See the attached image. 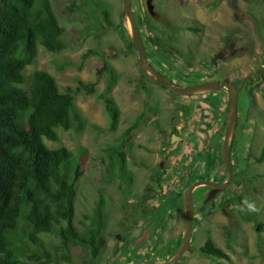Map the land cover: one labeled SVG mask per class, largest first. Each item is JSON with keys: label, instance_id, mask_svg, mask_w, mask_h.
Segmentation results:
<instances>
[{"label": "rangeland", "instance_id": "374dc122", "mask_svg": "<svg viewBox=\"0 0 264 264\" xmlns=\"http://www.w3.org/2000/svg\"><path fill=\"white\" fill-rule=\"evenodd\" d=\"M96 2L110 8L113 26L104 20ZM154 2L157 16L148 13L146 0H132L147 60L176 84L201 81L210 70L207 42L188 31L176 34L172 22L193 17L207 21L221 13L190 0ZM52 4L65 27L67 47L57 53L41 47L36 63L27 68V73L47 70L56 77L61 90L75 87L80 81L95 84L94 93L75 95L76 107L86 120L85 128L80 132L58 128L59 140H46L50 148L85 150L76 202V222L81 229L84 227L80 221L89 223L85 216L92 214L96 203L103 199L102 233L106 246L94 260L85 248H74L72 264H140L154 258H171L184 235V192L189 182L209 173L213 177L228 176L223 160L210 171L203 158L205 153L221 152L227 93L178 97L145 77L138 65V52L133 44L131 47L130 23L122 17V0H52ZM251 27L239 33L242 43L246 35H253L255 29ZM252 44L251 54H239L222 62L219 75L249 74L254 78L250 69L264 63V45ZM175 46L177 56L172 54ZM90 49L102 54L84 59L83 54ZM106 62L114 68L117 79L109 94L119 107L120 117L115 124L100 98L107 87V75L102 73ZM261 79L247 82L246 91L239 94L238 122L231 147L237 166L234 191L220 193L204 204L208 187L202 185L195 190V212L200 216L193 229L194 252L186 253L178 264H264V162L254 161L264 146V72ZM183 110L188 117L177 120ZM140 116L138 126L128 135L127 129ZM175 124L188 138L174 149L170 146V132ZM110 147L130 154L127 160L134 176L132 184L109 177ZM135 160L143 165L136 166ZM138 227L139 231L134 232ZM45 237L53 245L58 243V238ZM209 237L228 253L229 259L200 255L198 249Z\"/></svg>", "mask_w": 264, "mask_h": 264}, {"label": "trees", "instance_id": "16d2710c", "mask_svg": "<svg viewBox=\"0 0 264 264\" xmlns=\"http://www.w3.org/2000/svg\"><path fill=\"white\" fill-rule=\"evenodd\" d=\"M96 5L113 26L110 8L100 2ZM65 33L52 0H0V264H68L77 247L85 248L95 259L107 243L102 233L103 199L96 203L92 214L85 216L89 223L80 221L84 228L76 222L77 183L83 173L85 150L50 148L46 143L59 140L58 128L69 132L85 128L86 120L76 107L75 95L94 93L95 84L80 81L75 87L61 90L56 77L47 70L27 73L41 47L52 53L67 47ZM91 54L102 53L90 49L83 58ZM102 73L107 75V87L100 98L115 124L120 117L119 107L109 95L117 81L115 70L106 62ZM141 117L127 129L128 135ZM128 155L110 147L108 175L132 184ZM131 157H135L133 153ZM203 158L210 171L223 162L214 152L203 154ZM254 161L264 162V146ZM134 164L141 166L143 162L135 160ZM205 178L224 180L225 176L209 173ZM45 236L58 238V243L53 245ZM198 252L214 259L230 258L211 237Z\"/></svg>", "mask_w": 264, "mask_h": 264}, {"label": "flooded vegetation", "instance_id": "af4514ba", "mask_svg": "<svg viewBox=\"0 0 264 264\" xmlns=\"http://www.w3.org/2000/svg\"><path fill=\"white\" fill-rule=\"evenodd\" d=\"M191 1H195L196 4H201V5L203 4L204 6H206L207 10H210V8H212V9L215 8V9L219 10V13L222 14V16H221V14H214L212 19L208 18L207 21L200 19V18L193 17L191 20L183 19L181 21V23L183 22L182 24L180 23L179 20H175L172 22L171 27L176 32V34L182 32V31H188V32L194 33L196 35H201V39L206 40V42H207L205 45V48L209 51L208 62H209V69L210 70L207 72L208 75L205 74L204 78L201 81L216 80V79H219V80L227 79L229 81L234 82L237 86L241 87L242 88L241 91L242 90L246 91L245 88H246L247 82L252 81L253 83H255V82L262 80L261 75L264 72V63L263 62H260L259 64H256V65L251 67L250 73L254 74V78L249 76V74L242 75V76H239L238 74H236L234 76H229V77L224 76L223 77V76L219 75V73H220V68L222 65L221 63L224 62L225 60H227L229 58L235 59L236 56L239 54L240 55H245V54H249V53L251 54L253 49H254L253 44H252L253 42L259 43V44L262 43L264 45V0H190V2ZM153 2H154V0H153ZM184 2H185V0H181V3H184ZM154 4H155V2H154ZM146 6H147V4H146ZM148 13H149V11H148ZM157 15L158 14L156 12L155 16H157ZM224 15H227L228 18H225ZM251 26H253V28L255 29V30H253V35H250V36L246 35L245 36L246 39L242 43L241 42L242 39H241L239 33L242 34V28L243 29H249V28H252ZM247 43L250 45H248ZM190 50H191V48H189L187 52H190ZM221 53H223L224 58H216V60H214V58L217 57ZM172 54L177 56L178 52H177L176 46L173 48ZM153 66L165 75L164 71L160 70V68H158L156 65H153ZM144 76L147 77L146 75H144ZM147 78L149 80H151L149 77H147ZM201 81H199V82H201ZM196 83H198V82H196ZM221 92L227 93V96H228L227 100H228V106H229V92L226 89L221 90ZM210 93L211 92H209L208 95H215L214 92H212L213 94H210ZM199 96H201V95H199ZM202 96H205V95H202ZM206 96H207V94H206ZM178 97H181V96H178ZM182 97H190V96H182ZM207 106H208V104H207ZM228 106H227V110H228ZM184 111L185 110L180 112V116H179V118H177V120L188 117L186 115L184 116ZM195 118H196V115H195ZM226 121H227V119H226ZM225 129H226V122H225ZM234 136H235V134H234ZM172 138L176 139L175 143H171ZM187 138L188 137L185 134H182V128L180 126H178V124H175L172 127L171 132H170V143H171L170 146L175 149L179 146V143L181 141H185ZM231 147H232V145H231ZM231 154H232L233 168H234L233 180L230 183L229 187L220 193H225L229 190L234 191V182H235L234 177L236 175V170H237L236 167L237 166H236L235 158L233 157L232 150H231ZM220 155L222 157L221 152H220ZM160 166H161V164H160ZM227 178H228V176H227ZM227 178L225 177L224 180H226ZM200 179H208V178H205V177L197 178V179L191 180L190 184L192 182H194L196 180H200ZM224 180H219V181H224ZM207 187H208L207 192H209L211 190V187H209V186H207ZM138 228H140V227H138ZM138 228H135L134 232ZM118 235H120V234H118ZM118 235H117V237H118ZM182 240H183V238H182ZM191 241H192V239H191ZM180 242L182 243V241H180ZM181 243H180V245H181ZM180 245L178 246L177 250L179 249ZM190 247H192L191 243H190ZM188 252H190V251H188ZM188 252H186V253H188ZM168 259H166V260H168ZM73 261L74 260H71V262L68 264H72ZM158 261H164V260H157L156 258H154L153 260H150L147 262H142L140 264L154 263V262H158ZM111 262H109V264H111ZM89 264H93V262L89 263Z\"/></svg>", "mask_w": 264, "mask_h": 264}, {"label": "water", "instance_id": "95a60500", "mask_svg": "<svg viewBox=\"0 0 264 264\" xmlns=\"http://www.w3.org/2000/svg\"><path fill=\"white\" fill-rule=\"evenodd\" d=\"M123 9L122 17L128 19L130 23L132 44L138 52V65L144 75L149 77L152 81L167 88L175 96H191L201 93L217 92L226 89L229 92V106L226 121V129L221 149L222 159L228 172V178L224 181H215L212 179H200L192 182L184 192V208H185V230L182 243L177 252L168 260L158 261L147 264H178L183 255L190 251L194 252V249L190 247L195 219L200 216L195 212V190L202 185L211 187L208 195L204 199V204L211 203L215 197L226 190L233 180L234 168L233 159L231 154V145L238 122V110H239V93L241 87L237 86L234 82L227 79L224 80H205L198 83L180 85L176 84L173 80L169 79L166 75L156 69L147 60V48L143 40L142 33L137 21L135 12L132 7V0H122ZM147 10L153 16L156 15L155 4L153 0H146ZM224 58L223 53L214 58ZM176 139L172 138L171 143H175ZM163 163H161V167ZM139 229V228H138ZM139 231V230H136ZM121 235H118L120 238Z\"/></svg>", "mask_w": 264, "mask_h": 264}, {"label": "clouds", "instance_id": "9594fccd", "mask_svg": "<svg viewBox=\"0 0 264 264\" xmlns=\"http://www.w3.org/2000/svg\"><path fill=\"white\" fill-rule=\"evenodd\" d=\"M163 87V86H162ZM167 89V88H166ZM194 225H195V223H194Z\"/></svg>", "mask_w": 264, "mask_h": 264}]
</instances>
